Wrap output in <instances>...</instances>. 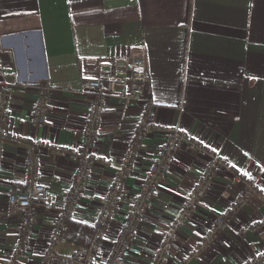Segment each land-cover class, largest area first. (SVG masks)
Returning <instances> with one entry per match:
<instances>
[{"label":"crops","instance_id":"obj_1","mask_svg":"<svg viewBox=\"0 0 264 264\" xmlns=\"http://www.w3.org/2000/svg\"><path fill=\"white\" fill-rule=\"evenodd\" d=\"M138 47L146 50L145 93L154 104L153 119L187 130L244 181L232 183L227 167H219L191 218L174 230L205 161L178 150L124 264H153L168 236L165 264H264L257 261L264 254V0H0V92L7 83L10 93L6 130L10 137L20 134L38 143L40 180L54 201L38 207L18 264H39L52 237L74 168L52 148L80 142L91 100L84 83ZM42 86L48 88V119L37 129L32 111ZM143 113L140 102L108 99L93 149L106 161L95 166L71 223L92 227ZM160 143L153 132L142 139L100 241V261L108 256ZM25 148L24 142L8 139L0 162V264H8L18 237V215L7 198L25 181ZM249 182L254 192L235 207L225 227L215 229V217L241 198ZM78 235L71 230L59 252L69 254L68 238Z\"/></svg>","mask_w":264,"mask_h":264},{"label":"built area","instance_id":"obj_2","mask_svg":"<svg viewBox=\"0 0 264 264\" xmlns=\"http://www.w3.org/2000/svg\"><path fill=\"white\" fill-rule=\"evenodd\" d=\"M145 59V48L138 47L132 53L115 61L110 67L102 68L95 77L84 83L83 90L91 95V100L80 142L77 146L57 145L52 148L54 153L67 158L74 168L70 185L64 192L56 211L52 237L45 251L40 255L39 264H124L136 237L139 224L149 210L161 178L167 174L173 165L178 150L185 148L189 152H195L205 161L201 177L181 203L180 214L173 221L174 230L182 227L191 218L195 207L203 201L211 188L217 169L226 166L216 150L193 138L187 130L162 125L153 119L154 104L145 93L148 82ZM1 86L0 162L8 139L24 142L26 147L25 181L19 191L9 193L7 198L10 209L18 215V237L8 264H18L31 241L37 222L38 207H50L54 204V201L48 188L40 180L41 156L38 143L34 140H26L20 134L10 137L7 133L6 125L10 116V93L7 83H2ZM47 92V87H38V96L32 111V123L37 129L44 128L48 119ZM114 95L127 101L140 102L143 105L144 113L124 154L122 164L115 173L114 182L102 197L99 211L92 224L94 234L89 245L79 246L71 242L72 251L69 254H62L59 252V248L68 243L65 234L68 231L69 223L74 217L75 209L82 200L94 168L98 163L106 161V158L95 154L93 149L107 108V101ZM148 132L161 136L160 146L155 158L144 172L140 186L135 193V198L121 222L108 256L100 261L97 258L100 241L104 237L109 219L117 203L119 189L124 184L125 177L134 170L139 146ZM226 167L230 173L232 183L244 181L234 168L229 165ZM252 191H254V187L249 182L241 193V200ZM241 200H237L232 207L215 217V229L219 230L226 226L233 210ZM169 241V236L163 238L155 254L153 264L166 263ZM261 259H264V254L260 255L257 261Z\"/></svg>","mask_w":264,"mask_h":264},{"label":"trees","instance_id":"obj_3","mask_svg":"<svg viewBox=\"0 0 264 264\" xmlns=\"http://www.w3.org/2000/svg\"><path fill=\"white\" fill-rule=\"evenodd\" d=\"M76 233L77 237L68 238L69 241L75 242L79 246H88L91 238L93 237L94 230L92 227L79 223H69L68 231L65 234V237L71 232ZM83 238V239H82ZM67 239V238H66Z\"/></svg>","mask_w":264,"mask_h":264},{"label":"rangeland","instance_id":"obj_4","mask_svg":"<svg viewBox=\"0 0 264 264\" xmlns=\"http://www.w3.org/2000/svg\"><path fill=\"white\" fill-rule=\"evenodd\" d=\"M241 182H242V181H241ZM252 192H254V191H252ZM252 192H250V193H252ZM250 193H249V194H250ZM249 194H248V195H249ZM248 195H247V196H248ZM247 196H246L244 199H242V200H245V199L247 198ZM238 200H239V199H238ZM240 200H241V198H240ZM238 204H239V203H238ZM234 210H235V209H234ZM234 210H233V211H234Z\"/></svg>","mask_w":264,"mask_h":264}]
</instances>
